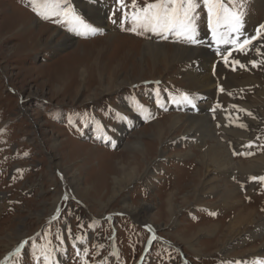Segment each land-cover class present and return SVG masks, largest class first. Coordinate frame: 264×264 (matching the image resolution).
Listing matches in <instances>:
<instances>
[{
    "label": "rangeland",
    "instance_id": "obj_1",
    "mask_svg": "<svg viewBox=\"0 0 264 264\" xmlns=\"http://www.w3.org/2000/svg\"><path fill=\"white\" fill-rule=\"evenodd\" d=\"M167 2L0 0V264H264V168L241 167L264 155V95L256 97L264 87V0H219L242 11L244 23L239 31L219 28L224 40L210 51L211 92L184 88L175 66L163 69L161 59L154 71L141 62L140 42L195 47L175 30L144 26L143 9ZM196 3L195 29L209 14L204 0ZM82 4L98 15L87 16ZM66 8L72 12L60 15ZM73 14L90 26L86 34ZM50 27L72 44L52 45ZM233 73L238 85L228 88ZM248 76L256 85L239 83ZM109 82L121 84L104 93ZM188 94L197 114L181 109ZM168 115L206 117L217 140L198 131L155 138L153 121ZM218 142L225 149L218 155H228L232 166L207 163L204 170L197 158ZM135 143L162 154L151 150L147 169L119 184L122 171L139 162L131 160ZM206 175L214 180L205 187L214 189L194 201ZM224 183L238 202L223 201ZM147 204L151 209L142 208ZM235 217L243 219L232 232ZM19 228V238L6 235Z\"/></svg>",
    "mask_w": 264,
    "mask_h": 264
},
{
    "label": "bare ground",
    "instance_id": "obj_2",
    "mask_svg": "<svg viewBox=\"0 0 264 264\" xmlns=\"http://www.w3.org/2000/svg\"><path fill=\"white\" fill-rule=\"evenodd\" d=\"M82 7H83L84 11L86 12V15L89 16L90 18H92L93 15H98V9H96L94 7H91V6L86 7L83 4H82ZM239 10L240 9H238L237 11L239 12ZM150 11H152V10H150ZM239 13H242V15H244V13L242 11H240ZM242 15H241V20H240V25L241 26H243V23H244V18H243L244 16H242ZM122 17H121V19H122ZM121 19H119L118 16H117L115 18V20L113 21L114 24H116V21L117 22L119 21V23H120ZM94 20H100V18L98 17V18H95ZM200 23L202 25V28L198 26L195 29L194 38L196 39L197 43H190L189 42L192 46H195V47H192V48H190V47L186 48V47H180V46H175V45H169L170 48L168 49L167 48V44H161V43L159 44V43H155V42H151V41L150 42L149 41L140 42L141 46H142V50H143V57L141 59L142 60L141 62L142 63L144 62L145 64H147L144 67L146 69H148L149 71H154V70H156V66L159 64V60L161 59L162 62H163L162 63L163 69H167L169 67L175 66L173 68L174 69V73L173 74L180 75V77H182L181 78L182 80L179 81V83H181L184 86V88H186L188 90H191V91H195V92H203V91L211 92V90H212V88L214 86V83H215V79H216V78H213L214 75L212 77V74H211L212 68L210 70V64H209V63L212 62V59L214 58V55H215V54L213 55L212 53H210L211 48H213L216 44H222V42L224 40V37L221 36V31H220L219 28L223 27V29L225 31H228L230 29L233 30L234 25H233L232 22H230L226 18H223V19L216 18L214 14H213V17H212V26L211 27L209 26V14L208 15H204L200 19ZM116 25H118V24H116ZM116 25H114V26H116ZM49 29H51V32H50V35L48 36V40H50V43L52 45L57 46V47H61V46H68L69 44L70 45L72 44L73 40L70 39L69 37H67L66 35H63L62 33H59V31H57L56 29H53L51 27ZM166 32H168V31H166ZM53 36H58L56 41H53L54 40ZM136 43H137V40L134 41V43L132 45H136ZM123 46H125V45H123ZM125 47H128V46L126 45ZM129 48H130V45H129ZM204 48H208V50H206ZM255 53H256V51H255ZM259 54H261V53L259 52ZM146 56L149 58L148 60L151 61V64H149V61L146 60ZM144 57H145V60H143ZM138 65H140V64L138 63ZM196 68H201V71L198 72L196 70ZM248 77H249V80L248 79H244V80L239 81V83H242V84H245V85L248 84L249 86L251 84L257 83L255 77H250V76H248ZM109 79L111 81H113V77L110 76ZM149 79H154V78H149ZM139 80H141V79H138L137 81H139ZM226 80L227 81H226L225 86H228V88L229 87L230 88L236 87L238 85L237 84L238 83L237 75L234 74V73L233 74H229ZM120 84L121 83H117V82H109V84H107V85L102 84L104 86H103V88L101 90L104 91V93H108V90L116 89V88H118L120 86ZM75 90H77V88H75ZM102 91H100V92H102ZM92 94H94V91H92V93L89 95V97L87 99H89V98L93 99ZM263 95H264V87H263V85H260V87L256 90V97L258 98V97L263 96ZM192 96L195 97L194 94H188V97H192ZM182 101L184 102L181 105L182 111H184V112L190 111V113L197 114V112L199 111L198 110L199 108L197 109L194 106V104L187 102L184 99V97L181 99V102ZM251 105H252V103H251ZM238 106H240V105H238ZM238 106H235V107H238ZM249 117L251 118L252 116H249ZM248 119H247V121H248ZM159 120H161V119L154 120L153 123H152V125L153 124L155 125V129H154V131L152 133L155 138H163V137L170 138V137H175L176 135H179L181 133H184L186 135H190L191 136L192 133H194L195 131H198V132L201 133L202 137H210L211 141H216L217 140V139H215V137L212 134L211 123H210L209 119H207L206 117L189 116V115H168L167 118L165 119L164 123H160ZM234 120H236V119H234ZM241 120H239L240 123H241ZM122 122H123V119L120 118L119 123L122 124ZM249 123H251V122H249ZM233 124H235V122H233ZM247 126H249V125H247ZM238 129L239 128H237V130ZM233 137H234V135H233ZM236 137L237 136L235 135V139H236ZM247 137H248V135H247ZM221 144L218 142V143L212 144L211 147H208L206 152L201 154L200 157L197 158L198 160H197L196 163L199 162L200 166L202 165L201 167L204 170H208L207 169L208 167L206 166L207 163H210L211 165L212 164L216 165L217 169H220V168L226 166L225 163L227 162V165L230 164V166L229 167L227 166V167L231 168L232 160L228 157V155H225L224 159L222 158V156L218 155V151H220L221 153L225 152L224 151L225 149H223V146ZM134 145L136 147V151L131 153V160L135 161L138 158L139 162L136 163L135 165H133V167H130V169L128 168L129 170H127V172L124 171L125 169L122 171V174L124 173L122 175V177H121L123 180L121 178H119V180L117 179V182H119V184H122L125 181L126 182H131V181H128V180H130L131 178H135V176L137 177L139 174H141L142 173L141 171L143 169H145L149 165V163L153 160V158L151 160V157H149V156H151V152H152L151 150L154 149L151 144L150 145H144L142 148L140 147V143H135ZM241 145H243V144H241ZM155 151H156L155 155H157L158 152H160L159 155L162 154V151H160V150L156 149ZM178 153H180V152H178ZM188 153H191V152L188 151ZM238 165L240 166V163ZM154 166H156V165H154ZM241 167L243 168V170H245L248 173H257V172L261 171V169L264 168V155L259 156L257 159H254L250 163L242 162L241 163ZM206 177H207V175H206ZM211 180H214V179L211 178V177H207V180L206 179H204V180L200 179V182H202V183L199 182L200 184H197V186L195 187L194 192H193V193H195L194 201H196L197 196H199L200 193H206V191L210 192L211 190L214 189L212 187L209 188V189H207L205 187L206 184L209 181H211ZM122 181H124V182H122ZM113 184H115V183H113ZM221 186L223 187L222 198H223V201H225V203H226V201H228L227 199H229V198L231 199V201H229L230 203H232V202L235 203V200H236V202L239 201L238 198L237 199L233 198L234 196H236V190L234 189L233 186L228 185L226 183L222 184ZM115 187H116V185H115ZM112 189H113L114 192L116 191L114 188H112ZM218 192H219V190H218ZM171 201H172V197L168 196L167 197V202L171 203ZM169 206H170V209H171V208H173L174 205L171 204ZM126 207H129V206H126ZM142 208H145V209L149 210V209H151V205H149V204L143 205ZM135 210H137L136 207H133V208L130 207V211H131L130 213L133 214L134 216L138 212V211L136 212ZM141 211H139V212H141ZM246 211H248V214L252 213L251 209H248ZM172 213H173V211L170 213V216H171ZM241 217H243V216H241ZM246 218H247V216H246ZM242 219L240 217H235V221H233L234 218H232V220L230 219L231 221H230L229 225H231V227H232V232H233V226H234L235 222L240 221V220L242 221ZM216 223H213V225H215ZM21 231H22L21 228H19V229L16 230V232L10 231V232L6 233V231H5V233H6V235H13V236H15V239H17V238L20 237V235H22ZM234 238H237V237H234ZM7 245H9V243Z\"/></svg>",
    "mask_w": 264,
    "mask_h": 264
},
{
    "label": "snow or ice",
    "instance_id": "obj_3",
    "mask_svg": "<svg viewBox=\"0 0 264 264\" xmlns=\"http://www.w3.org/2000/svg\"><path fill=\"white\" fill-rule=\"evenodd\" d=\"M33 2L35 4V0H33ZM204 3L208 8L210 27L212 26L214 10H216L217 13L223 12L225 14V18L233 23V31H239L242 13L231 11L229 8L225 7L223 3H220L219 0H204ZM197 7L198 4L196 3V0H168L165 4H149L145 9H143L145 13L144 26H151V30L154 32L175 30L178 36L184 37L188 42L197 43L194 38V19ZM34 10L37 11L38 14H41L44 18H48V16L44 12H41L38 7H34ZM71 12V8H66L60 13V15L67 17ZM73 18L80 22L81 27L85 30L84 34L90 30V26L83 24L78 16L73 14ZM260 28H264V24L260 25ZM135 30V28L132 29V31ZM257 35H260L259 31L257 32ZM252 39L254 40L256 37H252ZM225 42L227 43L229 41ZM231 42L235 43V41ZM249 43H251L250 40L244 41L245 45ZM241 50H243V46H241ZM184 99L189 103L192 102L187 95L184 96ZM253 179L256 178L254 177ZM259 179L264 180V177H260ZM17 251H19V249H17ZM45 259H47V257H45Z\"/></svg>",
    "mask_w": 264,
    "mask_h": 264
}]
</instances>
